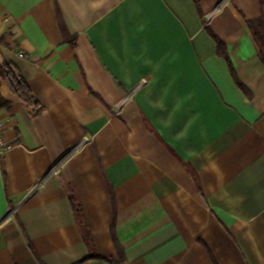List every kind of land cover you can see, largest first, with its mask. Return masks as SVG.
Wrapping results in <instances>:
<instances>
[{
    "label": "crops",
    "instance_id": "1",
    "mask_svg": "<svg viewBox=\"0 0 264 264\" xmlns=\"http://www.w3.org/2000/svg\"><path fill=\"white\" fill-rule=\"evenodd\" d=\"M200 1L0 0V264H264V0Z\"/></svg>",
    "mask_w": 264,
    "mask_h": 264
},
{
    "label": "trees",
    "instance_id": "2",
    "mask_svg": "<svg viewBox=\"0 0 264 264\" xmlns=\"http://www.w3.org/2000/svg\"><path fill=\"white\" fill-rule=\"evenodd\" d=\"M196 6L200 9V0H193ZM248 25L251 29L253 38L255 40L256 46L258 48V56L262 64L264 65V17L261 16L256 20H251L248 22ZM210 33L217 40L218 43V51L219 53L228 58L227 50L222 41L217 38L211 31ZM4 80L10 92L18 98L30 111L32 116H37L45 111V108L40 103V101L36 98L34 93L32 92L28 82L22 76L21 72L18 68L9 62L0 61V80ZM71 200L74 205V210L76 213V217L80 226L82 227V231L84 232V237L88 240V245L90 243V234L86 231V224L83 220V210L82 206L77 203L76 197L74 194L71 195ZM95 254H91L92 257H96Z\"/></svg>",
    "mask_w": 264,
    "mask_h": 264
},
{
    "label": "built area",
    "instance_id": "3",
    "mask_svg": "<svg viewBox=\"0 0 264 264\" xmlns=\"http://www.w3.org/2000/svg\"><path fill=\"white\" fill-rule=\"evenodd\" d=\"M23 54H20L22 56ZM6 128V123L2 120H0V154H3L6 150H8L10 147L6 145L4 141V132Z\"/></svg>",
    "mask_w": 264,
    "mask_h": 264
}]
</instances>
